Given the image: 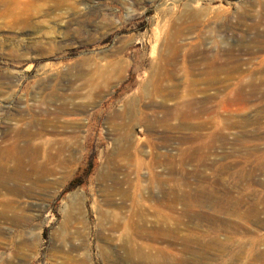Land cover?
I'll list each match as a JSON object with an SVG mask.
<instances>
[{
	"label": "rangeland",
	"instance_id": "rangeland-1",
	"mask_svg": "<svg viewBox=\"0 0 264 264\" xmlns=\"http://www.w3.org/2000/svg\"><path fill=\"white\" fill-rule=\"evenodd\" d=\"M0 137V264H264V0H0Z\"/></svg>",
	"mask_w": 264,
	"mask_h": 264
},
{
	"label": "bare ground",
	"instance_id": "bare-ground-1",
	"mask_svg": "<svg viewBox=\"0 0 264 264\" xmlns=\"http://www.w3.org/2000/svg\"><path fill=\"white\" fill-rule=\"evenodd\" d=\"M175 47H173V46L170 47V49H169L170 53L168 54V56L166 58L163 59L169 65H172L173 63H175V61H174L175 60L174 59V52L176 49ZM158 55L162 56L160 51H159ZM107 64H109L108 61L105 62L103 64V66H107ZM154 66L155 65L151 64L152 69H154ZM116 67L118 69L122 68V66L120 64H118ZM210 67H212L214 71H220L222 66L217 65L215 63H210ZM153 72H156V71H153ZM163 78L164 77H161V74L159 76H157L154 79L155 84H160L161 81H163ZM160 89H162V88H160ZM241 97H243L242 88H240L237 91V93L235 94V98L238 99ZM50 103H52V102H50ZM50 103H49V105H50ZM67 105H68L67 102H63L59 108L57 107L59 109V110H57V112H61L62 114L69 115V114H73L77 110V108L75 106H71L69 108ZM43 108H45V107L43 106ZM45 109H47V108H45ZM15 131L17 132L16 136H25L26 137V141H25L26 143L25 144L27 145V147H29V150L31 151V161L29 163V167L32 171H35V172L40 173V174H44V173H46V171H49L50 170L49 164H51L53 162L66 161L64 159H68V158L73 160L74 154L78 149V143H76V141H75V139H77L76 137L74 139H71L72 135H71V138H69L67 136L64 137L61 134H57L53 137H50L47 135L48 129H47L46 125L40 124L39 122H35V123L31 122L24 130H19V131L15 130ZM13 132L14 131H12V133ZM13 135H15V134H13ZM4 137H3V139H4ZM15 137H14V139H16ZM18 139H17V141H18ZM17 141L13 140V138L10 140L6 139L5 141L1 140L0 144H1V142H2V144L3 143L4 144L0 146V154L2 152H13L14 153L17 150V147L19 146V145H17L18 144ZM24 149H27V148L24 147ZM29 150L27 149L26 151H29ZM1 162H2V160H1ZM3 166H4V164L2 162V164L0 165V185H7L10 182H12L13 186L12 185L11 186L13 188L11 186H9L11 188H8V189H9V191L13 192V191H15L14 190L15 186L19 185L20 178L25 176V174L23 172V168H22V162L19 159L18 162H16L14 168H12L11 170H5L2 168ZM19 175H20V177H18Z\"/></svg>",
	"mask_w": 264,
	"mask_h": 264
}]
</instances>
